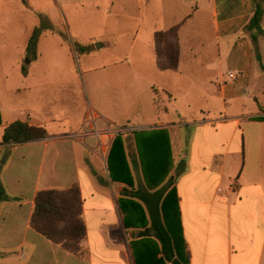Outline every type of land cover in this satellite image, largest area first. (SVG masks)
Listing matches in <instances>:
<instances>
[{"label":"crops","instance_id":"crops-1","mask_svg":"<svg viewBox=\"0 0 264 264\" xmlns=\"http://www.w3.org/2000/svg\"><path fill=\"white\" fill-rule=\"evenodd\" d=\"M260 2L264 10V0H138L139 10L149 11V35L142 41L137 32L119 60L122 97L115 106H96L81 84L61 82L59 52L51 58L40 52L49 33L42 29L28 74L21 63V84L5 85L0 95L6 193L0 264H172L160 240L166 232L174 243L185 242L190 264H264V122L256 120L264 117V38L261 84L251 93L255 47L244 32ZM127 4L104 0L102 6L111 11ZM44 26L41 21L35 29ZM172 28H178L179 66L160 71L155 34ZM54 32L69 36L71 43L62 40L71 53L68 31ZM95 39L103 49L115 48L96 37L88 42ZM83 54L93 59L95 53ZM46 61L50 67L42 66ZM192 74L198 79H189ZM167 82L184 88L176 95ZM16 121L43 128L50 138L1 145ZM113 146L116 182L108 171ZM75 185L87 228L81 257L31 226L39 192Z\"/></svg>","mask_w":264,"mask_h":264},{"label":"rangeland","instance_id":"rangeland-1","mask_svg":"<svg viewBox=\"0 0 264 264\" xmlns=\"http://www.w3.org/2000/svg\"><path fill=\"white\" fill-rule=\"evenodd\" d=\"M143 0H141L142 2ZM104 0H0V95L4 93V86L11 88L18 87L22 82L20 71L21 63L26 65L30 62L27 59L26 44L33 30L42 21L41 18L52 21L59 32L63 29L71 36L73 43L88 46L94 58L85 56L81 51L71 46V53L62 40V35L54 32L53 29L42 37L41 53L44 57H52L53 52L58 51L64 69L59 71L60 77H65L61 82L81 84L87 94L90 103L100 105L105 102L119 104L122 94L119 90V83L122 73L120 59L129 53L131 43L136 37L146 41L149 35V24L146 16L148 9L144 12L139 10L138 0H128L126 6L115 8L111 11L103 8ZM101 4V5H100ZM98 5L99 9L95 7ZM142 20H145L142 24ZM52 31V32H51ZM109 41L115 44L114 49L104 48V45L97 49L96 43ZM88 42V43H87ZM74 45V46H75ZM264 56V41L261 44ZM26 49V51H25ZM39 49V50H40ZM37 51V50H36ZM139 49L135 53H139ZM71 54V55H70ZM250 79V86L256 93L261 84V69L259 60L255 56ZM51 62L46 61L43 67H50ZM106 67V68H105ZM105 68V69H103ZM70 77V78H68ZM194 74L189 79H195ZM264 78V77H262ZM188 79V80H189ZM198 79V78H196ZM262 81H264L262 79ZM71 86V94L76 89ZM164 86L178 95L184 86L174 83H165ZM74 89V90H73ZM187 94H193L194 90L188 88ZM127 96V95H126ZM74 101L76 97L73 96ZM16 102H20L17 98ZM75 104V103H74ZM106 104V103H105ZM108 105V104H107ZM103 159V158H102ZM103 168L106 163L100 160ZM173 236L177 234L172 230ZM178 241V239H177ZM178 246L181 247L180 243Z\"/></svg>","mask_w":264,"mask_h":264},{"label":"trees","instance_id":"trees-1","mask_svg":"<svg viewBox=\"0 0 264 264\" xmlns=\"http://www.w3.org/2000/svg\"><path fill=\"white\" fill-rule=\"evenodd\" d=\"M263 16L264 10L260 2L253 18L244 29V32L251 37L255 47V56L259 61L262 60L258 47L259 38H264ZM41 19L45 26L34 30L27 47V59L31 62L37 58V44L42 29H53L54 31V27L51 26L48 19ZM61 35L66 42L71 43L66 33H61ZM74 47L81 51V53L89 52V49L86 47L79 45H75ZM155 47L160 71L176 72L179 66L180 56L178 28L156 33ZM22 72L25 76L28 74V67L26 65L22 67ZM256 120L264 122V117L257 118ZM2 124L0 112V127ZM48 138H50V135L45 129L31 126L26 122L16 121L5 128L1 145L15 147ZM113 151L114 146L108 160V171L110 172L111 180L116 182L117 180L113 175L110 163ZM1 169L2 166L0 167ZM127 183L129 186L131 185L130 182ZM0 197H6L1 182ZM31 226L52 243L62 246L77 256H83V242L87 238V228L83 218V199L80 187L75 185L65 190H46L39 192L35 199ZM160 240L163 250L170 249L172 264H190V253L187 250L185 242L182 241V246L179 247L178 244L171 240L167 232L164 235H160Z\"/></svg>","mask_w":264,"mask_h":264},{"label":"built area","instance_id":"built-area-1","mask_svg":"<svg viewBox=\"0 0 264 264\" xmlns=\"http://www.w3.org/2000/svg\"><path fill=\"white\" fill-rule=\"evenodd\" d=\"M231 77L233 78L234 76H231ZM118 131H122V129L118 130ZM105 134H107V133H103V135H105ZM103 149H104V145H101V150L103 151Z\"/></svg>","mask_w":264,"mask_h":264},{"label":"water","instance_id":"water-1","mask_svg":"<svg viewBox=\"0 0 264 264\" xmlns=\"http://www.w3.org/2000/svg\"><path fill=\"white\" fill-rule=\"evenodd\" d=\"M101 47V44H96V48L99 49Z\"/></svg>","mask_w":264,"mask_h":264}]
</instances>
